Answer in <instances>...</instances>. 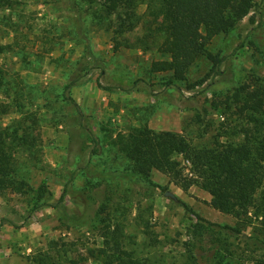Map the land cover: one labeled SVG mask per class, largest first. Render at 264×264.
Returning a JSON list of instances; mask_svg holds the SVG:
<instances>
[{
    "label": "rangeland",
    "instance_id": "1",
    "mask_svg": "<svg viewBox=\"0 0 264 264\" xmlns=\"http://www.w3.org/2000/svg\"><path fill=\"white\" fill-rule=\"evenodd\" d=\"M10 2L0 11V45L8 46L0 68L11 98L0 101L19 94L22 108L1 113L0 127L19 130L14 177L30 190L0 195V264H101L111 219L144 264H264L262 218L222 214L209 193L183 191L154 170L160 190L114 144L142 127L181 133L198 148L234 139L226 101L264 92V0L212 40L210 51L225 57L221 74L202 57L185 82L151 70L166 59L152 32L156 3L138 4L129 22L93 0Z\"/></svg>",
    "mask_w": 264,
    "mask_h": 264
},
{
    "label": "trees",
    "instance_id": "2",
    "mask_svg": "<svg viewBox=\"0 0 264 264\" xmlns=\"http://www.w3.org/2000/svg\"><path fill=\"white\" fill-rule=\"evenodd\" d=\"M93 1L103 13H119L129 22L134 20L141 2L158 4L161 20L152 32L162 39L159 52L166 59L155 61L151 70L170 73L180 82L187 80L188 71L202 57L212 63L213 75H220L225 57L210 51L212 40L232 32L255 9V0ZM10 8V0H0V11ZM7 48L0 45V53ZM9 87L0 68V94L10 99ZM244 92L236 91L225 103L228 109H235L231 116H236L237 123L228 133L235 137L232 140L198 148L181 133L142 127L118 134L114 144L134 165V173L147 182L153 184L150 174L158 171L183 191L198 187L209 193L211 206L220 213L241 219L253 212L257 219L262 218L264 226V196L260 195L264 184V92L252 99L242 98ZM18 100L19 94H15L10 103L0 101V114H13L18 106L21 109ZM18 133L0 127V195L29 189L25 180L14 177L16 148L21 145ZM103 224L102 249L97 257L101 264H144L125 248L122 225L112 219Z\"/></svg>",
    "mask_w": 264,
    "mask_h": 264
},
{
    "label": "water",
    "instance_id": "3",
    "mask_svg": "<svg viewBox=\"0 0 264 264\" xmlns=\"http://www.w3.org/2000/svg\"><path fill=\"white\" fill-rule=\"evenodd\" d=\"M167 196H170V197H174L171 193L167 192L166 193Z\"/></svg>",
    "mask_w": 264,
    "mask_h": 264
}]
</instances>
